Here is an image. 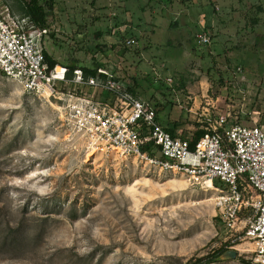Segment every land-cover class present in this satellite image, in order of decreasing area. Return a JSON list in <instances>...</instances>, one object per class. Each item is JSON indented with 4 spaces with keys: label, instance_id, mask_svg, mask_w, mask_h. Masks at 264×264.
<instances>
[{
    "label": "rangeland",
    "instance_id": "obj_1",
    "mask_svg": "<svg viewBox=\"0 0 264 264\" xmlns=\"http://www.w3.org/2000/svg\"><path fill=\"white\" fill-rule=\"evenodd\" d=\"M49 1L47 53L114 74L166 129L262 106L264 0ZM6 7L24 16L20 0H0ZM57 107L0 72V264H187L226 245L238 257L214 264L250 261L214 191L90 154Z\"/></svg>",
    "mask_w": 264,
    "mask_h": 264
},
{
    "label": "built area",
    "instance_id": "obj_2",
    "mask_svg": "<svg viewBox=\"0 0 264 264\" xmlns=\"http://www.w3.org/2000/svg\"><path fill=\"white\" fill-rule=\"evenodd\" d=\"M50 33L31 16L0 9V72L28 94L55 102L87 150L206 185L216 193L220 221L252 247L244 250L252 264H264V97L243 118L204 114L198 129L173 135L149 102L107 70L51 67L44 45Z\"/></svg>",
    "mask_w": 264,
    "mask_h": 264
},
{
    "label": "trees",
    "instance_id": "obj_3",
    "mask_svg": "<svg viewBox=\"0 0 264 264\" xmlns=\"http://www.w3.org/2000/svg\"><path fill=\"white\" fill-rule=\"evenodd\" d=\"M23 4V10H24V16H31L34 20L38 22V24L42 27L49 26L47 22V14L45 12V7L42 5L41 0H20ZM96 3V0H93V4ZM47 4H49L52 7V4L48 0ZM46 59L47 62L51 65V67L59 66L60 64L54 60L48 53H46ZM78 65H72L69 68L71 70L77 68ZM100 66L94 67V68H86L82 67L87 71V73L95 74ZM176 126V125H175ZM171 133H176V127H172L168 129ZM229 250L228 245L225 247H222L221 249L214 251L213 253L201 257L198 259H192L187 264H214L218 261V259ZM244 264H252L251 261H244L242 260Z\"/></svg>",
    "mask_w": 264,
    "mask_h": 264
},
{
    "label": "water",
    "instance_id": "obj_4",
    "mask_svg": "<svg viewBox=\"0 0 264 264\" xmlns=\"http://www.w3.org/2000/svg\"><path fill=\"white\" fill-rule=\"evenodd\" d=\"M224 257L229 259H236L238 257V252L230 249L224 254Z\"/></svg>",
    "mask_w": 264,
    "mask_h": 264
},
{
    "label": "bare ground",
    "instance_id": "obj_5",
    "mask_svg": "<svg viewBox=\"0 0 264 264\" xmlns=\"http://www.w3.org/2000/svg\"><path fill=\"white\" fill-rule=\"evenodd\" d=\"M90 152V154H95V152L93 150H88Z\"/></svg>",
    "mask_w": 264,
    "mask_h": 264
},
{
    "label": "crops",
    "instance_id": "obj_6",
    "mask_svg": "<svg viewBox=\"0 0 264 264\" xmlns=\"http://www.w3.org/2000/svg\"><path fill=\"white\" fill-rule=\"evenodd\" d=\"M175 25H178V23L176 22V24Z\"/></svg>",
    "mask_w": 264,
    "mask_h": 264
}]
</instances>
